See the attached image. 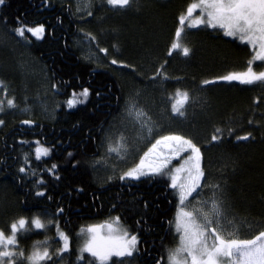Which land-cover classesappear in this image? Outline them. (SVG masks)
I'll use <instances>...</instances> for the list:
<instances>
[{
  "label": "trees",
  "instance_id": "16d2710c",
  "mask_svg": "<svg viewBox=\"0 0 264 264\" xmlns=\"http://www.w3.org/2000/svg\"><path fill=\"white\" fill-rule=\"evenodd\" d=\"M91 1V14L83 17L56 0L0 4V90L14 102L0 107V232L10 236L13 223L28 222L17 235L18 261L12 264H27L40 242L51 256L42 264H99L89 253L79 257L78 230L114 216L137 244L132 256L105 264H167L179 206L171 168L121 179L98 176L90 166L105 127L128 99L154 109L162 126L190 138L200 150L201 170L222 185L231 213L264 222V82L221 79L246 72L254 55L250 45L220 29L185 25L181 48L171 50L180 17L197 0H131L123 8ZM41 26L39 39L16 33ZM82 41L93 45L96 58L81 51ZM26 55L43 68L44 84L17 70ZM44 87L55 99L48 115L35 104ZM84 89L87 98L80 95ZM177 92L188 95L183 115L171 109ZM73 93L83 103L70 108ZM38 146L48 155L37 159ZM34 215L45 216L44 228L30 224ZM61 231L68 238L64 252Z\"/></svg>",
  "mask_w": 264,
  "mask_h": 264
},
{
  "label": "snow or ice",
  "instance_id": "6c2138e0",
  "mask_svg": "<svg viewBox=\"0 0 264 264\" xmlns=\"http://www.w3.org/2000/svg\"><path fill=\"white\" fill-rule=\"evenodd\" d=\"M131 0H107V3L113 7H126L130 4ZM4 0H0L3 4ZM199 10L200 15L192 23L187 24L189 28H195L200 25H206L210 28H220L224 34L232 37H239L242 42L250 44L255 51L253 61H249V67L246 72L232 73L227 76L221 77L226 81H239L241 84H255L256 82H264V72L256 73L253 71L252 64L254 61H264V0H198L197 3H192L187 8L185 15L180 17L181 27L177 29L176 37L177 42L172 44L171 50L180 49L181 45L178 42L179 37L183 31L186 21L191 20L193 13ZM91 14V13H89ZM25 31L30 32L38 39L43 35V26L37 28L20 27L16 29V33L23 36ZM171 50L170 53L171 54ZM187 47L182 48L184 56L189 54ZM116 63V61H113ZM2 83V82H0ZM210 83V81H205ZM81 96L87 98L88 89H84ZM177 101L172 106V111L183 115L181 111L184 103L188 99L187 93L181 94L177 92ZM77 103H83L82 100L76 98L73 93V98L67 101L68 106L74 107ZM10 107L14 106L12 100L8 101ZM143 113H137V116H142ZM29 123V121H25ZM219 131V130H217ZM247 136L238 137V139H247ZM213 140L218 139L217 136L212 137ZM168 149L171 156L165 155L163 151L160 155L163 157L162 161L155 166H150L149 171H143V160L141 165L136 169L130 170L125 173L126 177L138 179L140 176H146L150 173L161 174L167 168L171 158L179 156L181 152L191 150L192 155L184 162L181 168L175 170L176 173L185 171L187 165L188 183H181L178 185V176L172 175V187L180 188V202L181 205L184 201L195 192L200 186V178L204 175L200 168V150L190 140H186L181 136H166L157 140L149 153H154L158 148ZM117 148H110L109 151H117ZM49 150L43 147L36 148V158L40 159L42 156L48 155ZM149 153L145 155L148 156ZM71 155V154H70ZM56 165H53L55 169ZM20 171H24L23 168ZM122 176L121 179H124ZM43 195V193H37ZM62 211V210H61ZM212 212L217 217L221 215L219 206L213 200ZM198 216L202 217L204 223L198 222ZM210 213L202 212L200 209H194L191 212L184 211L181 207L177 215L176 228L180 233V246L169 255L170 264H264V232L251 240H236L226 239L216 228H209L208 225L212 223L209 219ZM28 222L20 219L18 222L11 225L10 236L5 237L3 232H0V247L5 250L0 251V264H12L11 257L16 255L8 248L16 244V238L19 232L23 231ZM36 229L44 228L45 225L41 223L39 218L31 221ZM118 223V218L115 221ZM109 230V238L107 240L97 237V228H89L87 231L92 235V238L86 243L82 251L91 253L93 257L99 259L100 264H105V261L112 255L119 257L132 256L137 244V238L132 236L128 238L127 232L123 233L122 237L111 236V233L118 231L112 224L106 226ZM64 239V248L60 251L64 252L68 249L67 237L60 233ZM211 241V243H209ZM19 255H23L20 253ZM4 258H9L5 260ZM29 264H42L43 261L50 260L51 256L45 249L43 252L37 250L27 257Z\"/></svg>",
  "mask_w": 264,
  "mask_h": 264
},
{
  "label": "rangeland",
  "instance_id": "374dc122",
  "mask_svg": "<svg viewBox=\"0 0 264 264\" xmlns=\"http://www.w3.org/2000/svg\"><path fill=\"white\" fill-rule=\"evenodd\" d=\"M56 1L59 3H70L72 8L74 9L75 14L79 17H83L89 13L92 2L91 0H56ZM197 2L198 0L192 3H197ZM186 12L183 15H185ZM199 15L200 12L199 10H197L195 13H193L192 19L188 20L187 23H185V25H187L188 23H192L196 18L199 17ZM200 26L208 27L206 25H200ZM216 29H220V28H216ZM220 30L224 32L222 29ZM236 38L239 39L238 36ZM86 42L82 41L83 45L80 48L81 51L86 55L87 58H96L97 51L95 50L93 45L89 43L87 44ZM250 47L253 49L251 45ZM253 52L254 55L251 61H253L254 56L256 54L254 50ZM32 60L30 56L26 55V57L23 60L17 63V68H18L17 70L20 72L22 77L25 76L27 77L29 76L31 78L34 77L35 79H37L38 83L44 84V82L46 81L44 77L46 75H44L43 68L40 67L38 64H36V61H34V59ZM255 62L263 63V66L259 72H264V61L257 60L254 61V63ZM247 69L245 71H247ZM238 73H242V72H238ZM0 85L2 84L0 83ZM39 91L41 92V94L40 92L39 94H36L35 104L38 105L39 109L43 113L48 115L49 113L48 108L52 104L54 105L55 99L48 94L46 87L40 89ZM4 97L5 96L3 94V90L1 89L0 107L7 106L8 101L11 100V99L6 100V98ZM143 106L142 104L140 105V102L138 103L137 101H130L128 99L122 104L121 107H119V111L115 113L113 117L109 120L103 132V137L100 144V151L98 152L97 155L98 157L97 158L95 157L94 159L90 160V166L95 170L96 175L107 176V174H109L110 176H116V175L125 176V173L129 172L130 170L136 169L138 166H140L142 160H143L142 170L148 172L150 166L158 165L162 161L163 157L160 155L161 151H163L165 155L171 156V153L168 151V149L163 148V146L158 148L154 153H149V149H151L152 145L155 144L156 141L160 140L162 137L180 136V135L181 137H183L182 134L180 135L176 134V131H172L171 129L166 128L165 126H162L158 117H156V115H154L153 113L154 109L148 110L146 107ZM161 112L162 111L159 110L158 113ZM137 113H143V115L137 116ZM184 139L190 140V138H184ZM110 148H117L118 150L109 151ZM146 153H149L148 156L145 155ZM191 155L192 152L190 149L181 152L179 156H175L171 158L170 162L167 165V167L171 168L172 171L171 177L174 174L178 176L179 178L178 185L181 183L187 184L189 182L188 181L189 173L187 171V167H188L187 165L185 166V171L176 173L175 170L181 168V166L184 165V162L188 160L189 156ZM171 185H172V179H171ZM174 189L177 191L179 196V206L175 212L174 221H173V233L175 237V244L173 247L170 248L167 254V258H166L167 264H170L169 262L170 253L174 252L180 246V233L177 232L176 221H177V215L180 212L181 207H183L184 211L186 212H191L194 209H200L202 212L210 213L209 219L212 221V223H210L208 227L216 228L217 231L220 232L226 239L251 240L254 239L256 236H258L261 232H264V222L261 223L249 222L248 220L243 219L237 215H234L229 211V209L226 207L224 203V200H222L221 197L223 193L222 185L219 183H214L212 178H210V175L205 174L200 178V186L195 192L192 193L191 196H189L184 201L183 205H181L180 202L179 186H177ZM213 200H215L216 204L219 206V210L221 213L219 217H217L215 213L212 212ZM36 218H39L41 223L46 225L45 216L34 215L32 219H30V224L33 227L34 225L31 223V221ZM116 220L117 218L114 216L104 221L88 222L78 230V237L80 239V243L78 245V255L80 258L83 253H89L87 251H82L86 243L92 238L93 235L87 231L89 228H93V227L97 228L98 231L97 233H95V235L105 240L109 238L110 233L107 227L102 228L101 226L112 224L114 228L118 229V231L111 233V236L114 239L116 237H122L123 233L127 232L121 226L119 220L118 223H115ZM198 222L204 223L202 217L198 216ZM60 233L63 232L61 231ZM127 234L129 239L132 236L136 237V235L130 234L128 232ZM67 243H68V238H67ZM209 243H211V241H209ZM64 244L65 241L62 238L61 249L64 248ZM44 248L45 245L43 243L41 242L36 243L35 245H33L30 253L28 254V257L31 256L34 251L39 250L43 252ZM4 250L5 249L3 247H0V251H4ZM8 250L16 254L13 257H11L12 263L17 262L18 251L16 245L9 246ZM134 252L135 250L133 251V253ZM112 257L121 259L127 256L119 257L116 255H112L108 258V260ZM4 259L8 260L9 258H4ZM96 261L100 264L98 258H96ZM107 261H105V263H107ZM27 264H29V260Z\"/></svg>",
  "mask_w": 264,
  "mask_h": 264
}]
</instances>
